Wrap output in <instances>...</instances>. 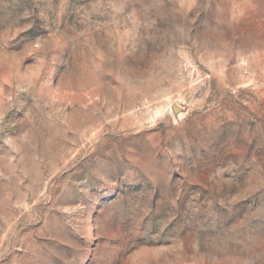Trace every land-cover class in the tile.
Masks as SVG:
<instances>
[{"label":"rangeland","instance_id":"rangeland-1","mask_svg":"<svg viewBox=\"0 0 264 264\" xmlns=\"http://www.w3.org/2000/svg\"><path fill=\"white\" fill-rule=\"evenodd\" d=\"M0 264H264V0H0Z\"/></svg>","mask_w":264,"mask_h":264}]
</instances>
